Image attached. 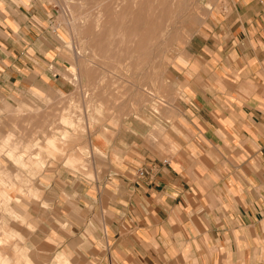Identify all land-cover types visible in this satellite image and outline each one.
I'll list each match as a JSON object with an SVG mask.
<instances>
[{
    "label": "clouds",
    "instance_id": "obj_1",
    "mask_svg": "<svg viewBox=\"0 0 264 264\" xmlns=\"http://www.w3.org/2000/svg\"><path fill=\"white\" fill-rule=\"evenodd\" d=\"M20 2L0 0V13ZM196 14L195 35L168 60L173 74L165 84L179 112L161 121L168 105L164 97L155 102L148 136L158 155L131 161L125 170L138 186H129L125 199L112 185L113 205L122 210L113 206L105 215L128 217L141 247L171 264H264V219L251 217L255 235L245 223L248 210L264 216V181L255 178L264 170V0H199ZM246 146L258 155L250 158ZM14 179L0 181V264H32L22 230L37 231L26 201L39 197ZM57 223L72 235L67 220ZM129 244L123 255L135 250V241Z\"/></svg>",
    "mask_w": 264,
    "mask_h": 264
},
{
    "label": "rangeland",
    "instance_id": "obj_2",
    "mask_svg": "<svg viewBox=\"0 0 264 264\" xmlns=\"http://www.w3.org/2000/svg\"><path fill=\"white\" fill-rule=\"evenodd\" d=\"M101 1L40 0L51 17L48 23L37 20L48 32L49 77L41 74L38 83L0 95V181H26L39 197L26 201L29 207L50 205L46 185L52 181L73 191L79 181L96 184L106 178L110 164L128 161L133 150L156 157L148 136L155 102L164 97L168 105L161 121L176 112L173 89L165 84L173 74L168 60L196 32L199 0H104V7ZM115 9L126 11L122 20ZM159 21V32L149 34ZM49 137L53 142H46ZM63 196L78 199L74 191Z\"/></svg>",
    "mask_w": 264,
    "mask_h": 264
},
{
    "label": "crops",
    "instance_id": "obj_3",
    "mask_svg": "<svg viewBox=\"0 0 264 264\" xmlns=\"http://www.w3.org/2000/svg\"><path fill=\"white\" fill-rule=\"evenodd\" d=\"M24 1L21 0L19 6H13L7 16L0 13V69H3L0 71V95L5 97L10 96L12 90L17 87L32 85L30 83L32 81L38 83L41 74L49 77L45 69L48 60L45 55L49 49L45 44V38L48 32L46 28L43 30L40 27L37 20L48 23L51 17L40 8V0ZM208 22L211 23V20ZM194 35L195 32L191 37ZM50 80L51 78L48 81ZM175 103L177 105L179 102L175 100ZM176 112H179L177 107ZM208 136L215 140L210 132ZM260 144L259 155L264 160V140H261ZM134 151H132L134 157H130V161H121L120 158L112 162L108 175L100 182L91 184L79 181L73 188L78 197L76 202L63 196L64 194L70 196L73 193L72 187H60L54 181L46 185L49 209L39 206L29 207L31 222L37 229L35 233L28 231L25 237V243L31 249L27 256L32 260V264H122V262L171 264L163 260V255L157 256L151 249L145 251L141 247L139 239L130 234L129 225L125 223L128 217L121 219L105 215L113 206L122 210L121 205H113L116 197L111 190L112 185L118 184L121 196L125 199L127 197L123 196V193L127 191V188L138 186L134 185L135 178L132 177L131 172L125 170L134 167L131 161L138 160L140 157L149 161L154 158L145 150H142L138 156L134 154ZM247 151L251 154L250 158L258 155L251 148H247ZM246 171L252 174L250 169L246 168ZM255 178L257 182L264 181V170L256 173ZM132 208L133 205L129 204V211ZM253 215L256 221L264 219V216L260 215L259 210L255 213L251 210L247 212L245 223L252 225L249 231L255 235V225L251 219ZM65 220L70 223L72 235L62 230L57 223V221L63 223ZM89 222L94 226V230L89 228ZM105 226L110 229L108 236H103ZM213 235H217V232L214 231ZM130 241H135V250L131 255H123L120 249L129 247Z\"/></svg>",
    "mask_w": 264,
    "mask_h": 264
},
{
    "label": "bare ground",
    "instance_id": "obj_4",
    "mask_svg": "<svg viewBox=\"0 0 264 264\" xmlns=\"http://www.w3.org/2000/svg\"><path fill=\"white\" fill-rule=\"evenodd\" d=\"M126 1V0H125ZM129 0H127V2H128ZM166 1H168V0H163V2H164V4H166ZM127 2H125L126 4H127ZM131 2V1H130ZM194 2H195V0H194ZM196 3H197V1H196ZM125 4V5H126ZM193 5V4H192ZM192 5H190V6H192ZM100 6L101 7H104L105 6V1L104 0H102L101 1V3H100ZM118 6H119V4H118ZM107 8V7H106ZM129 8V7H128ZM190 9V8H189ZM194 9V8H193ZM104 9H102L101 11H103ZM115 12V14L117 15V17L119 18V19H121L122 20V18H124V16H125V10L124 9H121V10H118V12H117V10L115 9L114 10ZM187 11H188V9H187ZM195 10H193L192 12H194ZM186 12V11H185ZM189 13V12H188ZM195 13V12H194ZM107 14V13H106ZM187 15V14H186ZM194 15V14H193ZM101 16V15H100ZM99 16V17H100ZM183 16V15H182ZM181 16V17H182ZM185 16V15H184ZM96 19H98V18H96ZM178 20H179V18H178ZM177 20V21H178ZM98 21V20H97ZM161 22H162V20H160ZM160 21H159V24H157V26H155V27H153V28H151V29H149V34H156V32H159V30H160V27H161V25H160ZM139 22V21H138ZM98 24V23H97ZM159 25V26H158ZM119 28H121V27H123L122 26V23L118 26ZM139 27H140V25H139V23L137 24L136 23V25H134L133 27H132V29H131V34L134 36L135 34L137 35V33H138V29H139ZM171 29H172V27H171ZM147 30V29H146ZM140 31V30H139ZM165 31V30H164ZM164 31H162V32H164ZM148 33V32H147ZM177 33V32H176ZM120 34V33H119ZM164 34V33H163ZM166 34H168V33H166ZM122 35V34H121ZM190 35V34H189ZM124 36V35H123ZM167 35H165V37H166ZM170 36V35H169ZM136 38V37H135ZM139 39V38H138ZM134 40V39H133ZM136 40V39H135ZM132 41V40H131ZM130 41V42H131ZM138 41H140V43H138L139 45H140V47L142 48V47H144L145 46V42H144V39H143V36L140 38V40H138ZM129 42V43H130ZM123 43H124V41H123ZM147 44H148V42H147ZM138 45V46H139ZM149 46V45H148ZM147 47V46H146ZM55 76V75H54ZM63 123L65 124V125H72L73 124V122L72 121H69V120H67V119H64V121H63ZM54 134V133H53ZM42 140V139H41ZM46 142H53V139H51L50 137L47 139V141ZM34 149V151H35V148H33ZM33 152V151H32ZM30 154H32V153H30ZM7 155L8 156H11L12 155V153H10V152H8L7 153ZM35 155V154H34ZM33 155V157H35ZM37 156L39 155V154H36ZM14 156V155H13ZM12 156V157H13ZM16 157V156H15ZM13 160H14V158H13ZM30 160H32L31 159V157H30ZM18 161V160H17ZM20 161H22V158H21V160ZM19 161V162H20ZM19 162H18V164H19ZM17 164V165H18ZM22 165H24V162L22 163V164H20L19 165V167L20 166H22ZM22 167H25V165L24 166H22ZM21 168V167H20ZM27 168V167H26ZM27 170H28V168H27ZM67 264H69V263H67Z\"/></svg>",
    "mask_w": 264,
    "mask_h": 264
}]
</instances>
